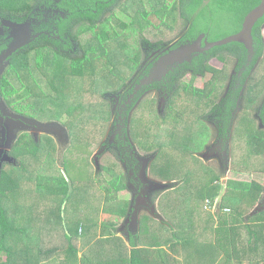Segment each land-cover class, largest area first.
<instances>
[{
	"label": "crops",
	"instance_id": "1",
	"mask_svg": "<svg viewBox=\"0 0 264 264\" xmlns=\"http://www.w3.org/2000/svg\"><path fill=\"white\" fill-rule=\"evenodd\" d=\"M205 65L215 68L211 61L205 62ZM221 68L218 69L222 70ZM188 71L192 73L195 70ZM209 74L211 73L205 68L201 72H196V76L190 75L179 80L172 78V81L163 78L165 84L163 90L167 88V91L162 93V97L159 95L160 98L156 100L154 95L145 94L137 102L134 111L124 114L126 124L123 127L124 138L129 143V152L133 155L130 160L122 159L110 149L106 150V143L108 148H112L109 146L110 140L108 142L104 140L108 137V134H105L106 128L104 135L98 139L97 149L101 150L95 153L98 155L93 158L95 163L90 160V154H78V157L89 162L86 167V179H78V189L93 188L89 193L86 191L85 196L79 190L78 206H67L71 213L78 212L79 252L83 251L84 246L88 247L80 259L81 264L84 263L83 260H88L89 264L91 252L95 259L97 252L101 250L105 256L98 258L100 264H217L221 260V255L219 256L221 248L218 247V237L213 233V229L218 226L220 229L234 226L231 222L234 219V208L231 203L223 201L224 197L229 190L247 191L253 183L261 186L256 190L253 188L256 192L261 191V194L249 215L260 223L256 226L251 224V229L256 227L257 235L259 233L256 239L261 238L259 229L262 230L260 226L264 229V219L263 217L259 219V216L264 214V206L260 209L259 205H263L264 202V172H254L249 178H243V173L230 175L231 171L234 172L233 163L236 161L234 150L238 147L237 145L234 149V143L240 125L235 128L233 137H221L213 126L211 114L221 104L227 73L221 74V78L219 76L218 86L213 88L210 87ZM200 77L208 78L202 80ZM199 81H202L201 86L198 84ZM255 85V90L250 91L251 103L245 108L253 111L249 120H254L258 128L264 130V122L262 123L260 118L261 115L264 120L262 110L264 88L260 93V89L256 90L260 85L258 83ZM206 86L211 92L204 89ZM261 97L263 98L260 101ZM152 101L155 104H150ZM152 106L155 108L147 111ZM140 109L142 111L138 112ZM239 110L240 113L242 110L247 111L241 108ZM111 115L110 109L106 122L111 123ZM192 115L209 125L211 131L199 152L192 148L193 145L185 144L191 140L193 125L196 124V119L192 120ZM254 115L257 120L254 119ZM149 118H152L153 122L148 123ZM138 120L141 127L136 125ZM144 132L149 138L144 139L142 136ZM201 133L204 134V130ZM254 137L257 140H264L260 136ZM218 139L220 145L214 147ZM16 148L17 145L11 148L10 153L13 156L15 153L19 157L17 152H13ZM253 149L250 153H255L252 154L255 160L259 159L260 155L256 153L261 152H254ZM22 154L24 153L21 152L18 159L20 163H16L17 165L25 163L20 160ZM262 158L264 159V151ZM26 159L31 166L30 173L31 171L34 173L32 177L34 184H37L39 175L66 176L57 162L60 161L57 157L46 156L41 165H38L41 158L27 155ZM199 161L203 168L199 167ZM90 162L95 165L93 166L95 169L101 164L100 169L92 170ZM2 164L14 163L4 161ZM108 169L121 173L119 175L122 189H118L117 192L115 188H120L117 185H112L111 189L107 188L111 186L108 181L112 180L113 176ZM60 170L63 171L62 174ZM218 172L221 175H218ZM79 176L78 174V178ZM235 197L239 196L236 194ZM44 220L45 216L40 217L38 223L41 224ZM49 222L47 223L51 224V220ZM261 232L264 233V230ZM134 250L137 251L135 256ZM240 255L235 259H239ZM212 260L217 261L211 263Z\"/></svg>",
	"mask_w": 264,
	"mask_h": 264
},
{
	"label": "trees",
	"instance_id": "2",
	"mask_svg": "<svg viewBox=\"0 0 264 264\" xmlns=\"http://www.w3.org/2000/svg\"><path fill=\"white\" fill-rule=\"evenodd\" d=\"M220 3L222 4V9H225V11L227 9L234 13H238L236 16V19H238L237 30L234 32L237 34L243 28L245 17L256 6H259L262 0H175L170 3H167L165 0H0V17L4 19V22L6 18H12V21L19 25L30 23L32 31H34L32 34L37 35L32 38L25 50L20 53L14 52V54L9 55L11 56V68L7 69L6 74L1 78L0 86L2 87V93L7 98L8 103L12 105V103L15 102L12 94L14 90H19L18 87L16 88L14 80L17 79L19 81L20 87H24V79H26V81L28 80L29 84L33 86L36 82L41 83L42 80L46 82L52 80L53 83H51L52 87L49 89V92H42V86H34L38 98H41V93L43 96L41 99L32 103V105L35 104L36 107H31L29 111L24 110L25 114L34 116L41 109L47 113V103L50 104L51 108L56 105V99L60 97L64 89L62 86H59L60 83L65 85V82H76L77 85L80 86L78 90V119L81 120V110H83V98L81 97L85 96V101H88V99L93 97L98 91L110 92L121 89L129 80V77L125 78L123 76L122 80L117 83L119 87L111 88L110 84L105 80L107 77L105 75L109 72L115 73L122 67L123 69H127L129 72L128 74L132 76L135 70V68H131L134 58L136 62L141 61V48H138L140 47V39L142 38L143 42L149 43V39L142 35L143 32H137V26H134V23H128L119 18L117 11L125 13L131 8L134 10L135 14H137V12L141 13L140 15L137 14V17L139 15V17L144 19H148L151 14H155L160 20H163L164 16L170 15L173 22L177 20L178 13L185 21L191 19L192 15L195 14V20L191 24L190 31L186 36L188 40L185 41L186 43L184 42L183 45L178 44L181 47H188L195 43L194 40L197 41L201 35L207 39L206 41L216 42L233 34L230 32L205 31L206 28L203 24L209 16L205 17L204 12H207L208 7H210L212 12L217 11L218 8L216 5L219 6ZM34 5L40 7L38 14H35V16L32 11ZM155 5L166 9L160 14L158 10H155ZM210 16L211 18H216L213 15ZM36 19L41 21L37 26L34 25L38 22ZM110 20L112 21L111 26L109 25ZM113 21H117V32H115ZM263 23L264 15L259 18L253 26L252 36L255 42L252 41V51H249V48L240 41H230L214 45L208 52L194 51V53L198 54L197 57H192L191 62H185L182 66L189 69L193 62L195 66L191 69L195 71L192 72L191 75L196 76V72H201V70L206 68L207 71L213 73L214 77H217L218 72L221 70L214 69L212 66L206 67L203 60L204 56L210 54L225 62L228 55H233L238 57L241 64L245 63V66L249 65L248 71L251 70L253 64L264 55V42L261 36V27ZM79 24L81 25L78 26ZM97 27L101 28V32H99ZM93 29H95V32H92ZM121 30H123V32H120ZM138 33L141 34L142 37L137 35ZM159 43L155 44V46H158ZM201 45H205V40H202ZM75 46L82 48V50L78 48V52L74 53ZM104 53L105 60H102L103 58H101L100 55ZM251 55L252 62L249 60V56ZM109 65H111L110 70L104 69ZM177 68H179V66ZM39 71L41 75L38 74ZM100 73L105 77L99 79L101 76ZM212 80L215 84L214 86H218V80L215 78ZM102 86H106L108 89L104 87L105 89L102 91ZM84 88L85 90H82ZM51 97L54 98V101L51 100ZM262 110L264 112V108ZM108 112L110 114V109L106 111L107 114ZM45 115L48 118H52V115L49 113ZM171 115L174 116L175 114ZM25 133L27 134V132ZM95 133L97 134V131H95ZM100 136L98 134L96 141H98ZM118 136L120 137L116 141L109 142V146L112 148H108V143L105 144L106 150L110 149L122 159L126 158L130 160L133 155L129 152V143L125 140L124 136L122 137L120 134H118ZM26 137L32 141L30 135L27 134ZM94 139L96 138H93V140ZM259 140L263 143L262 139ZM42 144V142H37V144L36 142H32L27 145L28 147L24 144H17V147L26 156L31 154L32 158H41L38 162V165H41L43 158L46 157L44 155L46 150L42 149H48V146L45 147ZM71 146L72 145H69L65 150L63 157L67 156ZM90 147L93 146L89 144L84 148V151H81V148L78 149L82 153L89 155L92 151ZM49 149L52 152L57 151L55 140L51 141ZM116 149H118V151ZM39 150H42L40 156H38ZM262 151H264V147L260 146L257 152ZM74 154L75 156L70 158L69 161L72 163L73 168L78 171L76 164H78V158L81 157L76 158L78 153ZM69 156H72V153L69 154ZM62 164L65 173L67 172V178L64 177L62 173L61 176L39 175L37 182L38 186L36 184L37 191H40V194L44 196V198L38 199L35 203L29 202V200L24 197L26 201H28L25 205L28 203H30V205L27 207L23 206V209L18 207L16 199L19 198V196L22 197L28 187L32 189L34 183L26 163L20 165L2 164L0 166V264H55L56 261L54 256L62 252H65V256L68 258H73L72 261L62 260L64 264H78V258H74L80 251L78 245L80 242L78 221L74 219V217L78 216L73 213L74 216L71 215L67 206H78L77 195L80 189H78V179L68 175L67 163L64 161ZM252 164L258 172H261L264 168L262 160L253 161ZM108 170L113 176L112 180L108 181L111 186L107 188H113L112 185H117L118 187L122 186V180L120 179L121 175H119L121 173L115 172L114 169ZM250 187L255 188V190L261 188V186L256 183H253ZM118 189H122V187L115 188V191L117 192ZM249 190L250 188L247 190V193L243 194L245 198ZM255 190H252L255 194L249 195L247 198V200H251L254 205L261 194V191L256 192ZM86 191L89 193V191H93V188L88 187L80 190L84 196ZM229 192L232 193L230 190ZM226 196H228V192L224 197L225 202ZM23 201L25 200L22 198V202ZM230 203L235 211V215H233L234 219L231 222L233 224L241 223V226H239L240 231L238 233V239L234 242L240 246L241 249L244 248L248 250L249 246L253 243L252 238L255 241L259 235V233L257 235L256 229H251V219L254 218L249 214L244 216L246 214L244 213V207L239 202V204L234 201ZM33 204L37 208H48L54 204H59L60 212H48L45 208V220L41 224L38 223V225L42 226H37L33 230L34 233L31 234L32 223H36V220L33 218V214L35 213L32 210ZM46 214L51 218V224H49L50 222L47 223L49 218ZM19 218L23 220L20 224ZM62 221L64 223L61 225ZM25 223L28 225H25ZM60 225L62 229L57 230L60 228ZM221 230L227 234V228ZM260 235V243L263 248L261 250L260 247L258 250L259 253H261L259 254L261 257L256 255L251 260H246L245 257L249 258L248 252H246L245 256L243 253L240 255L239 259H232L231 256L236 253L231 252V248L228 247L229 244H227V249L222 252L223 256H221V260L217 264H264V233L260 232ZM82 236L83 235H81V237ZM218 247L221 248L220 244H218ZM236 251L238 252V250ZM136 252L137 251L134 250V256ZM134 256L133 259L135 260ZM216 261L217 260H212L210 262L216 263ZM83 262V264H87L88 260H83ZM89 264H92L90 260Z\"/></svg>",
	"mask_w": 264,
	"mask_h": 264
},
{
	"label": "rangeland",
	"instance_id": "3",
	"mask_svg": "<svg viewBox=\"0 0 264 264\" xmlns=\"http://www.w3.org/2000/svg\"><path fill=\"white\" fill-rule=\"evenodd\" d=\"M165 1L167 3H170V2H173L175 0H165ZM155 2H159V1H155ZM151 7H153V6H151ZM216 7L218 8V10L213 11L215 13H213L211 11L210 7H208L207 12H204L205 17L209 16V18L207 20H205V22H204L205 25L203 24V26L206 28L205 31H207V32H230V33H233L229 36H226V38L234 35L235 34L234 32L237 30V25H238V23H237L238 19H236V16L238 15V13H234L231 10H227V9L225 11V9H222L221 3L219 4V6L216 5ZM235 8H236V6H235ZM152 9H154V8H152ZM165 9L166 8H162V7H159L158 5H155V10H158V13H160V14L163 13V10H165ZM39 10H40V7L38 5L33 6L32 11L34 12V16H35V14L36 15L38 14ZM233 11H236V10H233ZM117 13H118L117 15L119 16V18H121L123 21H126L128 23H134L135 24L134 26H137L136 27L137 32H143L142 35L145 36L147 39H149V43L143 42L142 38L139 41L140 47H138V48L139 49L141 48L140 49L141 50V52H140L141 53L140 54L141 55V61L136 62L135 58H134L133 63L131 65L132 69L135 68L134 74H132V76L129 75L128 70L123 69L122 67H120L119 70L116 71L118 75L116 74V72L115 73H110V72L107 73V75H105V76H107L105 78V80L107 81L108 84H110L111 88H118L119 86L117 83L122 80L123 76L125 78L129 77V80L123 85L121 90L119 89L120 90L119 92L110 93L109 91H106V92L98 91L94 94L93 97H90L91 96L90 95L89 96L90 98L88 99V101H85V96H82L81 98H83V110H81V117H80L81 120L78 119V90H79L80 86H78L76 82H69V83L65 82L66 83L65 85L62 83L59 84V86H62L64 89H63L62 94H60V97H57L56 105H54L51 108L50 104L47 103V107H46L47 113L52 115V118L46 117L45 114H47V113H45L42 109L39 110L38 113L35 114L34 116H31V115L24 113V110L29 111V109L31 107H36L35 104L32 105V103L41 99L43 96V94L41 93L40 94L41 98H38V95L36 94L35 87L36 86L37 87L42 86L41 87L42 92H45V91L49 92V89L52 87L51 86V83H53L52 80L47 81V82L45 80H42L41 83L36 82V84H35L36 86L34 85L35 87L33 85L29 84V81L28 80L26 81V79L23 80V83H25L24 87H20L19 81L17 79L14 80L15 84H16L15 86H16V88L18 87L19 90H14V93L12 94L13 99L15 100V102L12 105L8 103L7 98L2 93V87L0 86V166L2 165V163L4 161H6V162L11 161V163H14V164L20 163L18 161V159H19L22 151L20 149H18V147L15 149V151H13V152H17V154H19V157H17L15 153H14V156L10 153V151L12 150L11 148L15 147L17 144H20V145L24 144V145H26V147H28L27 145H29L32 142H42L43 146H45V147L48 146V149H42V150H46V153L44 154L45 156H47V157L53 156L55 158L57 157L58 159H60V161L57 160V162L60 164V167L63 169V171H65V170H64L62 163L65 161L68 165L67 166L68 175L72 178L74 177L75 179L84 180V179H86V167L88 166L89 162L86 159L78 158V156H77L76 157V158H78V164H76L78 167V171H77L76 169L73 168L72 163L69 161V159L75 156L74 153H78V154L82 153L81 151H84L85 150L84 148H86V146H88L90 144L91 146H93V147H90L92 150L90 153V160L93 163L94 162L93 158L95 159V157L98 156L95 153H97V151L99 152V150H101V149H99V150L97 149V147H98L97 144L99 142V141H96L97 136H98V134H99V136L100 135L103 136L105 128H106L105 134L106 133L108 134V137H106V139L104 138L105 141L108 142L110 140V141L114 142L119 138L118 136H115L114 132H112L113 130H115L117 124L123 125V119L120 120V118L123 114L119 113V110L113 111L114 110L113 105H114L116 98L118 96H120V98L122 99V103L125 102V100L133 99L131 104L134 102L137 104L138 99L142 95H145V94H146L145 96L154 95L155 96L154 99L157 100L160 98V97L158 98L159 95L162 97V93L167 91V88L165 90H163V88H165V85L162 86L163 78H167V81H169V80L172 81V78L173 79L177 78L179 80V78L183 79V78H187L188 76L191 75V72L188 70L191 69L192 67H194L195 64L192 62L191 68H189V69H186V67L182 66V65L185 62H191L192 57L195 58V57H197L198 54H196L194 52L192 53V50L194 49V47H192L191 49L188 48L185 50H181L177 46L176 48L172 47V49H169L166 52V54L161 55V58L158 59L159 61H161V63L156 65V66H161L160 69L158 71H155V69H153V71L155 73H152L151 75L149 74V76H147V73L149 70L148 65L150 63L149 62L150 58H146V60H145V57L147 56L148 51L152 47H154L155 44L159 43L160 41L164 45L170 44L169 46H171L174 43L176 44V42L180 43V41H178V40H181V38L183 37V35H185V32L187 31V28L185 29L184 23L181 19H179L176 24H171L172 18L170 15L164 16V18H163L164 22H162V20L156 18L155 14H151L148 17V19H144V18L139 17V15L141 14L140 12H137V14H139L137 17L136 16L137 14H135L134 10L131 8L128 10V12L126 11L125 13H123L122 11H117ZM210 15H213L216 18H211ZM36 20L38 22L34 24L35 26H37L41 22L38 19H36ZM221 20H222V22H221ZM10 22L14 23L12 21V18L11 19L6 18V20L4 22V19L0 17V56H2V54L4 52L11 49L15 45L21 44L20 46H23V45L27 46L30 43L31 39L34 37V35L32 34V33H34V31H32V27H31L30 23L21 25V27H13V26H11V24H9ZM81 24H79L78 26H80ZM156 24H158V25H156ZM109 25L110 26L112 25L111 20L109 22ZM113 25L115 28V32H117V29H116L117 21H113ZM97 29L99 30V32H101L100 27H97ZM92 32H95V29H93ZM120 32H123V30H121ZM262 33H263L262 39H264V29H263ZM8 35H9V38H7ZM89 35H91V34H89ZM137 35L142 37V35L139 33ZM251 40L253 42H255V39L253 38V36H251ZM236 41H238V40H236ZM23 43H25V44H23ZM207 43H210V41H206L205 46H207ZM163 44H161V45H163ZM197 47L200 49L197 51H200V52H208L211 49L210 47H209L210 49L205 48V47L202 49L201 45H199ZM78 48L80 50H82V48L75 46L74 53L78 52ZM135 51H137V50H135ZM100 56H101V58H103L102 60H105V53L103 55H100ZM203 60L206 63L211 61L213 64H215V63L220 64L218 59L214 58L210 54H207L206 56H204ZM258 60H259L257 62L258 66H259L258 72H260V76L258 78L257 83L260 85V87L257 88L256 90L260 89V93H262V89L264 88V87H262V83L264 82V55L261 58H259ZM227 62H228L227 63L228 66L231 69H233L232 67L235 66L236 59L231 57V56L230 57L228 56ZM7 63L8 62L6 59L3 61H0V81H1V78L6 74V70L11 68V67L8 68ZM176 63H178V64L182 63V64L179 68H176V67H174ZM141 64H143V65L141 66ZM151 65L153 67V63H151ZM152 67L150 68V71H151ZM104 69L110 70L111 65L106 66ZM137 69H138V71H137ZM40 71L38 72L39 75H41ZM105 72H107V71H105ZM100 75L101 76L99 77V79H102L105 77L101 73H100ZM208 77H211V74H209ZM208 77H202L203 79L201 77L200 78L202 80H206ZM140 78L142 79V81H137ZM220 78H221V76H220ZM201 82L202 81L198 82V84L200 86H201ZM0 84H1V82H0ZM47 84H49V85H47ZM144 86H146L147 88L142 91V87H144ZM104 87L106 89H108L106 86H104ZM104 87L103 86L101 87L102 91H103V89H105ZM159 87H161V88H159ZM189 87H191V86H189ZM210 87L213 88L214 84L211 83ZM176 88L173 91H175ZM82 90H85V88ZM160 91H161V93H160ZM145 92H147V93H145ZM138 94H141V96L138 97L137 96ZM128 97H130V98H128ZM263 97H264V91H263ZM263 97L260 98V101L262 100ZM251 98H252L251 92L249 91V89L248 90L245 89L243 94H242L241 109H246L247 111L245 112V110H242V112L240 113V110H239L237 118H236L237 122L240 120V127H239V131H238V137L235 139L234 149L237 145H238V147L234 150L236 153V161H234V163H233V165H234L233 169H234L235 173L232 171L230 172V175H232V176L235 175L236 173H243L244 174V175H242L243 178H249L250 176H253L254 172H257V171L255 170V167L252 164V162L263 159L262 158V152L263 151L261 153H256L257 155H260L258 160H255V156L252 155L255 153H252V154L250 153L252 148H254L253 150L255 152V151H258V148L260 146L264 147L263 146L264 140L262 143L261 140H257L256 137H254V136H260V137L264 138V130H263V128H261V129L258 128L257 123L254 120H249L251 117L250 114L253 113V111L249 110L248 107L245 108L247 105H249V103H251V100H250ZM66 99H67V102H66ZM51 100L54 101V98L51 97ZM150 104H155V103H154V101H152V102H150ZM154 108H155V106H152V107L148 108L147 111L148 110L151 111ZM108 109L112 110L111 123L106 122L108 117H109V112H108V114L106 113V111H108ZM141 111H142V109L138 110V112H141ZM193 119H196V117L194 115H192V120ZM254 119L257 120L255 115H254ZM148 120H149L148 123L153 122L152 118H149ZM136 125L140 126V120H138ZM193 127H194V131L191 135V140L186 141L185 144L186 145H193L192 148H196L195 151L199 152L202 149L204 142L208 139L209 135H211V133H210L211 131L209 130L210 126L205 124V122H203V121L200 122V120L196 119V124L193 125ZM107 130H108V132H107ZM202 130H204V132H205L204 134L201 133ZM95 131H97V134L95 133ZM25 132H27V134L32 136V139H33L32 141L26 137L27 134ZM142 136L144 137V139H145V137L149 138V136L145 132L142 133ZM93 138H96V139L93 140ZM52 140H56V144L58 147L57 152H52L49 149ZM254 143H255V146L253 147ZM69 145H72V146L70 147V149L67 153V156L63 157L65 150L69 147ZM78 148H81V151ZM42 150H39L38 156L41 155L40 152ZM116 150H118V149H116ZM71 153H72V156H69V154H71ZM108 155H111V154L108 153ZM28 156L31 157V154H28ZM20 160H22V161L26 160L25 163H26L28 169L31 170V166L28 164V161L26 159V155L22 154ZM263 161H264V159H263ZM198 164H200L199 167L203 168L202 163L200 161ZM90 165L92 166V170L98 171L100 169L101 164L100 165L98 164L96 166L97 170L93 167L95 165L94 164L92 165L91 162H90ZM263 165H264V162H263ZM63 171L60 170V173H62ZM261 172H264V168L262 169ZM92 173H93V171H92ZM78 174L80 175L79 178H78ZM105 174L107 177H110L107 173H105ZM33 175H34V173L31 171V177H33ZM219 175H221V173H219ZM223 175H225L224 172H223ZM65 177L67 178V175ZM225 177H226V175H225ZM243 180H245V179H243ZM37 186H38V184H37ZM37 186H36V184L33 183L32 189H31V187L30 188L28 187L25 194H23L22 197L19 196V198L16 199V203H18L19 208L23 209V206L27 207L30 205V203L25 205V203L28 202V201H26L25 198H27L29 200V202H35V203L38 201V199L44 198V196H42L40 194V191H37ZM252 190H253V188L250 187L249 193L246 195V198H245V195H243V194L247 193V191H238V192L232 191V193L227 191L228 196H226V201L228 203H230L231 201H234L235 203H237L239 200V203L242 204V206L244 207V213H246L244 216H246L247 214H249V212L254 207L253 202L251 200H247L249 195L255 194V192H252ZM236 194L242 200L239 199V197H235ZM243 197H244V199H243ZM22 198L25 201L22 202ZM64 202L66 203L65 200H64ZM34 206H32V210H33V212H35L33 214V218L36 220V223L35 222L32 223V226H31L32 232L30 231L31 234L34 233L33 230L38 226V222L40 221V217L43 218L45 216L44 210L46 208V207L37 208L36 206H35L36 207L35 208ZM259 206H260L259 208L262 209L264 206V202H263V205L260 204ZM72 207H75V206H72ZM59 208H60L59 204H57V205L54 204V205L46 208V210L48 212H60ZM242 210H243V208H242ZM38 211H41V212H38ZM73 214L78 216V212L73 213ZM73 214L71 213V215H73ZM232 214H233V212H232ZM47 217H48V215H47ZM259 217H260L259 219H261V217H263V219H264V214H262ZM74 219L76 221H78V217H74ZM50 220H51V218L48 219V222ZM257 221H259V220L253 219V221H251V224H254L255 226L259 225L260 222L257 223ZM21 222H23V220L19 218V224ZM63 223L64 222L62 221L61 225ZM25 225H28V224L25 223ZM61 225H60V228L57 230L62 229ZM233 225H234L233 228H230L228 226L227 234L223 230L220 229L221 228L220 226H218L215 230L213 229V233L215 234V236L218 237V243L221 246L220 255L223 256L222 252L227 249V244H229L228 247L231 248V252L236 253V254H233L231 256L232 259H235L238 255L243 254V253L245 256L247 251H248L249 258L245 257L246 260H251L256 255L261 254V253H259V250H258L260 247H261V250L263 248L261 246V243H260V241H261L260 238L255 239V241H253L252 245L249 246L248 250H246L244 248L241 249L240 246L235 244L234 241H237V239H238V233L240 231L239 226L241 224L239 222V223H237V225H235V224H233ZM260 227L262 228V230H264L262 226H260ZM255 228L256 227H254V229ZM262 230L259 229V232H261ZM36 233H38V232H36ZM87 248H88L87 246H84L83 251L79 252L77 255L74 256V258H78V264H81L80 259L83 258L84 251H87ZM236 250H238V252ZM90 252H91V249H90ZM65 255H66L65 252L56 254L54 256L55 261H56L55 264H64V262H62V260H67V261L73 260V258H68ZM90 256H91L90 261L92 264H100L98 261V258L99 259L103 258L105 256V253L102 250L98 251L95 259L93 257L92 252H91ZM259 257H261V255H259ZM70 264H73V263H70Z\"/></svg>",
	"mask_w": 264,
	"mask_h": 264
},
{
	"label": "flooded vegetation",
	"instance_id": "4",
	"mask_svg": "<svg viewBox=\"0 0 264 264\" xmlns=\"http://www.w3.org/2000/svg\"><path fill=\"white\" fill-rule=\"evenodd\" d=\"M262 1H264V0H262ZM195 17L196 16L194 14V15H192V18L191 19L185 21L179 15V13L177 14V20L181 19L183 21L184 26H185V29L187 28V31L185 32V35H183V37L181 38V40H178V41H180V43L176 42V44L174 43L171 46H169L170 44L164 45L160 41V43H159L158 46H155L154 45V47H152L148 51L147 56L145 57V60H146V58H150V61H149L150 63L148 65L149 70H148L147 76H149V74L151 75L152 73H155L153 71V69H155V71H158L160 69L161 66H156V65H158V64L161 63V61L158 60L159 58H161V55L166 54V52L169 49H172V47L173 48H176L177 46L179 47L180 45H183V43L188 40V38L186 36H187L188 32L190 31L191 24L194 22ZM261 17H259V18H261ZM156 18H158V17L156 16ZM162 22H163V20H162ZM156 25H158V24H156ZM263 29H264V23H263V25L261 27V31L262 32H263ZM252 35H253V32H252ZM34 36H36V35H34ZM38 36H39V34H38ZM202 36L203 35H201L200 37H202ZM7 38H9V35L7 36ZM202 40L203 41L205 40V42H206L207 39L203 36L202 37ZM262 40L264 42V39H262ZM194 42H196V40H194ZM177 43L180 44V45H178ZM161 44H163L164 46L161 45ZM25 48H26L25 45L20 46L15 51H13L12 54H14V52L15 53H20L21 51L25 50ZM27 48H29V47H27ZM252 48H253V43H251V47H249V51H252ZM228 56L230 57L231 55H228ZM10 57L11 56H8V57H6V58L3 59V60H5V59L7 60V62H8L7 63L8 64V68L11 67V59H10ZM227 57H226L225 62L219 60L217 57H214V58H217L218 59V61L220 62V64H218V63L217 64L216 63L213 64L211 62V65L215 66L214 69H218L220 66L222 67L221 68L222 70L220 72H218L217 77H214L213 76V73L209 71L212 74L211 80H210L209 83H212V84H214V82L212 80L213 78L219 79V76L222 73H225V72L227 73V78H226V81H225V87H223V89L225 88V91H223V94H221L222 95L221 101H220L221 104L218 106V108L216 109V111H214L211 114V116H212V124L215 127V129L217 130V132H219V134H220L221 137H224V136L225 137H228V136H232L233 137L232 134L235 133V128H237L240 125V122L239 121L238 122L236 121L235 114L237 113L238 109L241 108V105H242V102H241L242 101V94H243V92H244L245 89H247V90L249 89V91H251L253 89L255 90V88H256V85L255 84L257 83L258 78H259L258 75L260 74V72H258V67L259 66H258V63H257L259 60L255 64H253V66L251 67V70L248 71L249 65L245 66V63H242L241 64L239 62L238 57L233 56V55L231 57H233V58L236 59V64H235L234 67H232L233 69H231L228 66V64H227L228 63L227 62ZM249 60L250 61L252 60V55L249 56ZM151 63H153V67H152ZM142 65L143 64H141V66ZM180 65L181 64L176 63L174 67L177 68L178 66L180 67ZM151 67H152V69L150 71V68ZM138 69H137V71H138ZM137 81H142V79L140 78ZM164 81L166 82V80H164ZM164 85L165 84L162 83V86H164ZM146 88H147L146 86L142 87V91L145 90ZM159 88H161V87H159ZM204 89L208 90V92H211V90L208 89L207 86ZM160 93H161V91H160ZM137 96L139 97V96H141V94H138ZM142 96L138 99V101L142 98ZM128 98H130V97H128ZM132 101H133V99H128V100H125V102L122 103V99L120 98V96H118L116 98V101H115V103L113 105V109L115 111H118L119 110V113L123 114L121 116V118H120V120L123 119V125L117 124L115 130L112 131V132L115 133V136H118V134L122 135V137L124 136L123 127H124V125H126V124H124V120H125L124 114H126L128 111H134V107L137 106L135 102L131 104ZM260 118H261L262 123H263L264 122L263 116L260 115ZM118 137H120V136H118ZM218 145H220V140L219 139L216 140V142L214 144V147H217Z\"/></svg>",
	"mask_w": 264,
	"mask_h": 264
},
{
	"label": "water",
	"instance_id": "5",
	"mask_svg": "<svg viewBox=\"0 0 264 264\" xmlns=\"http://www.w3.org/2000/svg\"><path fill=\"white\" fill-rule=\"evenodd\" d=\"M264 15V1H262V3L257 6L254 10H252L246 17H245V21L243 24V28L240 32H238L235 35H232L228 38H224L221 39L219 41L216 42H210L207 43V46H205V48H209V47H213L214 45H218V44H223V43H227L230 41H240L242 43H244L247 47L251 46V33H252V28L255 24V22L258 20L259 17ZM9 24H11V26L13 27H21V25L16 24V23H12L10 22ZM203 37V36H202ZM202 37H200L195 43H193L191 46L188 47H181V50H185V49H191L192 47H194V49L192 50V53L194 51L200 50L197 46L201 45V39ZM25 44V43H23ZM21 44H18L16 46H13L11 49L7 50L6 52H4L2 54V56H0V61H2L4 58L8 57L10 54H12L13 51H15L18 47H20ZM201 48V47H200ZM203 49V47H202ZM183 61V60H182ZM224 190V188H223Z\"/></svg>",
	"mask_w": 264,
	"mask_h": 264
},
{
	"label": "clouds",
	"instance_id": "6",
	"mask_svg": "<svg viewBox=\"0 0 264 264\" xmlns=\"http://www.w3.org/2000/svg\"><path fill=\"white\" fill-rule=\"evenodd\" d=\"M178 20H176L175 22H173V19H172V23L171 24H176ZM251 36H252V33H251ZM261 36H263V33L261 32ZM251 43H252V40H251ZM122 89V88H121ZM120 89V90H121ZM120 90H117V91H110V93H114V92H119Z\"/></svg>",
	"mask_w": 264,
	"mask_h": 264
}]
</instances>
